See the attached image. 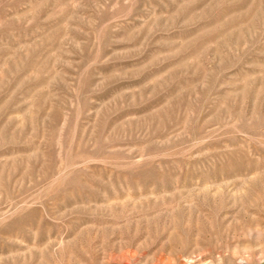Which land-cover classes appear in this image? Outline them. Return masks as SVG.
<instances>
[{"label":"rangeland","instance_id":"rangeland-1","mask_svg":"<svg viewBox=\"0 0 264 264\" xmlns=\"http://www.w3.org/2000/svg\"><path fill=\"white\" fill-rule=\"evenodd\" d=\"M0 264H264V0H0Z\"/></svg>","mask_w":264,"mask_h":264}]
</instances>
